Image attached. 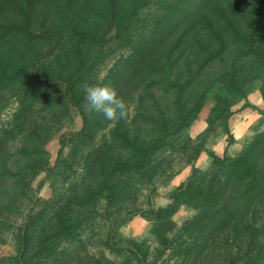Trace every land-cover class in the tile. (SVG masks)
<instances>
[{
    "label": "rangeland",
    "instance_id": "obj_1",
    "mask_svg": "<svg viewBox=\"0 0 264 264\" xmlns=\"http://www.w3.org/2000/svg\"><path fill=\"white\" fill-rule=\"evenodd\" d=\"M19 1L0 163L42 159L0 204V264H264V0ZM98 78L127 118L86 110Z\"/></svg>",
    "mask_w": 264,
    "mask_h": 264
},
{
    "label": "trees",
    "instance_id": "obj_2",
    "mask_svg": "<svg viewBox=\"0 0 264 264\" xmlns=\"http://www.w3.org/2000/svg\"><path fill=\"white\" fill-rule=\"evenodd\" d=\"M0 2H3L6 5V8L14 12V16H13L14 19H7V17L0 19V44L2 43L1 46H5L8 43L9 47L12 49L11 51H9L10 53H8L9 54L8 60H10V63L12 66H15L18 60L14 59L15 50L13 49V43L12 41L9 40V38L5 40L4 38L8 34L9 35L12 33L16 34L15 32L24 33L26 35H31V36L36 37L37 28L34 26V23H33L34 21L33 15H32L33 9H32V6L30 5L24 6L23 3L19 0H0ZM238 14L241 17H243L241 13H238ZM227 17L225 18L228 19ZM42 28H44V26ZM249 36H253V35L251 34ZM252 39L253 38H250L249 40L251 41ZM250 41H246V43L251 45L252 42ZM28 49H32V47L28 46ZM249 52L257 53L255 49H250L247 51V53ZM18 55H19V58L25 57V54L22 52V50H18ZM3 58L4 57H0V65H2ZM33 64H35V62ZM4 66H5V63H4ZM38 131L39 129L37 130L29 129L26 140L29 141V143H31V141L36 142L35 140L32 139V137H36L37 139H39ZM40 138L42 139V137ZM42 141H44L45 143V139H43ZM37 143H40V141ZM37 143H35L36 146L32 147L33 150L31 153L24 152L22 153L23 154L22 157L18 156V162L15 161V163H11V165L9 162L2 163V164L0 163V177H1L0 178V204L6 205L8 201L5 198L6 191L7 193L8 192L13 193L17 190H21L19 189V186L22 187V190L27 191L29 181H30L29 179H31L33 175L37 173V171L39 170L40 162L42 159L40 155L41 151L37 147ZM141 155L143 156V154ZM19 175H24V177L19 176ZM20 182L22 183V185L20 184ZM200 193L202 195V192ZM203 196L206 197V195H203ZM164 209L166 208H162L163 211Z\"/></svg>",
    "mask_w": 264,
    "mask_h": 264
},
{
    "label": "clouds",
    "instance_id": "obj_3",
    "mask_svg": "<svg viewBox=\"0 0 264 264\" xmlns=\"http://www.w3.org/2000/svg\"><path fill=\"white\" fill-rule=\"evenodd\" d=\"M82 88L86 110L102 113L108 121L127 118L129 105L118 95L114 87L103 83L102 78H98L95 84L84 83Z\"/></svg>",
    "mask_w": 264,
    "mask_h": 264
}]
</instances>
